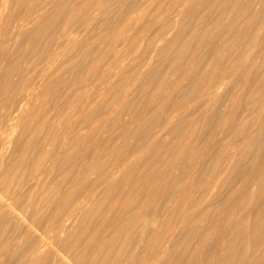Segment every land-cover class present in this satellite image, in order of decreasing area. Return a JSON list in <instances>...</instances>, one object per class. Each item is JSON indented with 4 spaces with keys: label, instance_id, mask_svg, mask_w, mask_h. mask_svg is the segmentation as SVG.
Segmentation results:
<instances>
[{
    "label": "rangeland",
    "instance_id": "1",
    "mask_svg": "<svg viewBox=\"0 0 264 264\" xmlns=\"http://www.w3.org/2000/svg\"><path fill=\"white\" fill-rule=\"evenodd\" d=\"M0 128V264H264V0H0Z\"/></svg>",
    "mask_w": 264,
    "mask_h": 264
},
{
    "label": "bare ground",
    "instance_id": "2",
    "mask_svg": "<svg viewBox=\"0 0 264 264\" xmlns=\"http://www.w3.org/2000/svg\"><path fill=\"white\" fill-rule=\"evenodd\" d=\"M5 1V0H4ZM4 3V2H3ZM5 5V4H4ZM3 5V6H4ZM2 9V8H1ZM0 129H2V132H3V130H4V128H0ZM9 130V129H8ZM8 130H6V131H8ZM5 131V130H4ZM1 133V132H0ZM5 133V132H4ZM7 133V132H6ZM10 133V132H9ZM6 134H4V136H5ZM10 135V134H9ZM1 136V135H0ZM5 138L7 139L8 138V133H7V135L5 136ZM3 139V138H2ZM0 141H1V138H0ZM3 141H4V139H3ZM6 141V140H5ZM10 141H11V139H10ZM7 142H9L8 141V139H7ZM6 142V143H7ZM10 143V142H9ZM8 143V144H9ZM1 144V143H0ZM6 146H8L7 144H5ZM4 146V145H3ZM1 147V146H0ZM3 148H5V147H3ZM7 148V147H6ZM6 148H5V150H6ZM5 152V151H4ZM3 154H5V153H3L1 150H0V173L2 172V167H3V163H4V156L5 155H3ZM13 166V165H12ZM15 166V165H14ZM11 169V168H10ZM9 169V170H10ZM7 170H8V168H7ZM12 172V171H11ZM4 172H2V175L4 176V178L5 177H7V176H5L6 174H3ZM39 177V176H38ZM14 180V179H13ZM4 180H2V182H3ZM10 183V182H9ZM19 183H21V182H19ZM11 184V183H10ZM16 184H18V183H16ZM1 186V185H0ZM22 186V185H21ZM20 187V186H19ZM1 189H2V187H1ZM19 189L20 188H17V192H19ZM8 191H9V189H7ZM16 189H12V194H14V192L13 191H15ZM8 191H6V190H4V192H7L8 193ZM0 193V208L1 207H8L10 210H12L13 212H14V208H15V204H16V202L19 200V197H18V200H16L17 199V197H15V195H10V194H7V193ZM17 194V193H16ZM17 196H19V195H17ZM17 208V207H16ZM2 209V208H1ZM0 209V210H1ZM21 208H19V210H20ZM11 211V212H12ZM22 211V210H21ZM3 212H4V210H3ZM2 212V213H3ZM9 212V211H8ZM16 212V211H15ZM135 212H136V210H135ZM1 213V212H0ZM7 213V212H6ZM22 213H23V215H24V212L22 211ZM138 213V212H137ZM136 213V214H137ZM19 214L20 213H18L17 214V216L18 217H20L21 218V216H19ZM27 214V213H26ZM133 214V213H132ZM20 215H22V214H20ZM25 216H27V215H25ZM24 216V217H25ZM135 216H137V215H135ZM134 216V217H135ZM26 219V218H25ZM13 220V219H12ZM17 220V219H16ZM28 220V219H27ZM36 221V220H35ZM34 221V222H35ZM23 222V221H22ZM29 222V224H30V221H28ZM24 223V222H23ZM27 223V222H26ZM32 226V225H31ZM38 229V228H37ZM39 230V229H38ZM42 230H44V228L42 229ZM45 230H46V227H45ZM48 230V229H47ZM47 230H46V232H47ZM51 230H49V232H50ZM43 232H45V231H43ZM27 234V233H26ZM44 234L46 235V233H43V235L42 236H44ZM32 236V235H31ZM44 238V237H43ZM41 242V243H40ZM40 242H38V243H40V244H38V245H33V246H35L34 248H33V250L31 251V253L29 254V260L27 259V261H29V263H27V264H30V262H31V264L33 263L32 261H34V263L36 264L37 262L36 261H38V259H37V257L38 256H41L42 257V255L41 254H43V252L46 250V249H48L47 247H48V242L46 241V240H44L43 239V241H40ZM102 244V243H101ZM30 249V248H29ZM49 250V249H48ZM54 250V249H53ZM97 251V250H96ZM99 251H101V250H99ZM96 255H99L98 253L96 254ZM23 256H27V254L26 255H23ZM40 257V258H41ZM94 257H98V256H95L94 255ZM28 258V257H27ZM24 259V258H23ZM25 260V259H24ZM33 263V264H34ZM93 263V262H92ZM74 264V263H73Z\"/></svg>",
    "mask_w": 264,
    "mask_h": 264
}]
</instances>
